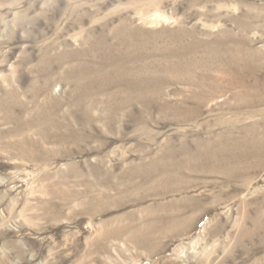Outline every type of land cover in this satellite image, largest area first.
Segmentation results:
<instances>
[{"label":"rangeland","instance_id":"1","mask_svg":"<svg viewBox=\"0 0 264 264\" xmlns=\"http://www.w3.org/2000/svg\"><path fill=\"white\" fill-rule=\"evenodd\" d=\"M0 264H264V0H0Z\"/></svg>","mask_w":264,"mask_h":264},{"label":"bare ground","instance_id":"2","mask_svg":"<svg viewBox=\"0 0 264 264\" xmlns=\"http://www.w3.org/2000/svg\"><path fill=\"white\" fill-rule=\"evenodd\" d=\"M190 81V80H189ZM80 107V106H79ZM165 107V106H164ZM83 116V115H82ZM110 118V117H109ZM79 119V118H78ZM220 154H223V152L222 153H220ZM217 156V155H216ZM213 157L212 158V155L210 154L209 155V159H211V160H213V159H215V158H217V157ZM229 157V155H226V154H224L223 155V158H225L224 160H226L227 158ZM192 158H194V157H192ZM212 162V161H211ZM183 163H185V164H188V162L187 161H184ZM189 165V164H188ZM186 167V166H185ZM172 168L170 167V169H165L163 172H160V174L163 176V179L162 180H159L158 182H170V180H172L173 179V177H171V176H173L172 175V173H171V171H174V170H171ZM147 180H149L147 177L146 178H144V181H147ZM159 194H161V193H159ZM155 202V201H154ZM159 202V201H158ZM143 203H141V205H142ZM162 205V204H161ZM158 206V205H157ZM147 207V206H146Z\"/></svg>","mask_w":264,"mask_h":264}]
</instances>
